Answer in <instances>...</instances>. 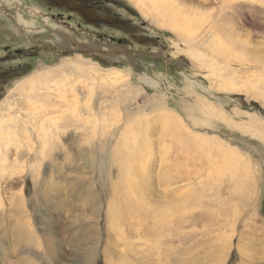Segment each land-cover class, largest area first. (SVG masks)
<instances>
[{"label":"rangeland","instance_id":"rangeland-1","mask_svg":"<svg viewBox=\"0 0 264 264\" xmlns=\"http://www.w3.org/2000/svg\"><path fill=\"white\" fill-rule=\"evenodd\" d=\"M233 1L206 40L216 9L203 0H176L187 25L174 30L131 0H0V25L45 30L43 59L7 77L0 103L33 71L60 67L77 95L48 130L35 101L23 135L0 122V264H264V1ZM59 31L130 57L68 47ZM64 62L127 83L108 95Z\"/></svg>","mask_w":264,"mask_h":264},{"label":"bare ground","instance_id":"bare-ground-1","mask_svg":"<svg viewBox=\"0 0 264 264\" xmlns=\"http://www.w3.org/2000/svg\"><path fill=\"white\" fill-rule=\"evenodd\" d=\"M131 1L135 6H137L140 9L143 15L150 18L154 22V24H156L159 27H164L170 30H174V26H181V25L186 26L187 25V21H185L181 15V12L184 13L183 9H181V7L179 8V6L175 4L176 0H131ZM232 1L233 0H203V2L205 3L213 4L215 6L216 12L213 14L211 20L204 23L203 31L205 32L203 36H200V38L206 37V40H209L211 39V37H214V38L215 36L217 37V33H218L217 31H219L217 29L221 27L220 25L221 21L219 18L222 17L221 15L224 11L225 12L226 10L229 11V9L231 11L230 3ZM244 1H253V2L261 3L264 0H244ZM214 30H217V31L215 32ZM97 44L100 47L102 45L101 43H98V42ZM184 51L185 50L182 49V50H179L178 52L183 53ZM226 59H231V58H226ZM61 66H64V68L70 66L72 67V71L78 72L80 70V72L82 73L89 74L88 80L92 82L91 83L92 85L95 84L93 83L94 81H101L99 85H104L105 83H109L110 85L109 88L111 91L106 92L108 95L109 93L111 95H115L117 92H121L123 85H126L127 83L126 77H128V75L125 74L126 76L125 75L120 76L122 75L121 74L122 72H120V70L119 71L114 70V69L106 70L98 66L97 68L90 71V69H88L81 62H79L78 64L64 62L63 64H61ZM197 67L198 68H196L195 70L200 75L205 76V70H203L200 66H197ZM60 70H61V67L58 68L57 70L46 69V70H42L41 72L33 71L25 80L19 82L15 86V88L10 92L9 96L6 97V99L0 103V115H1L0 122L1 121L4 122L6 127L16 130L17 134L21 136L23 135V133L17 130L16 128L17 124H21L23 127L22 130L25 132L27 130L26 123L27 122L30 123L29 121L32 120V117L29 115V112L31 111L32 108L27 104L29 102L35 101L36 103H38V108H43V110L40 111V114H36L33 112L31 113L35 115L34 119L36 120L39 119V122L40 123L44 122L45 125L51 122L54 116L53 114L58 115L63 112L68 113V109L72 106L75 98H77V95L73 93L74 91L72 92V94L68 96H67V93L68 92L71 93L72 91L71 89L75 88L76 86L71 87V88L68 87V85L64 83L67 80V78L66 76H64V74L60 72ZM112 74L115 76H111ZM113 80H115V82ZM75 81L73 80V82ZM102 81H105V83H102ZM59 83H62V84L64 83L62 87L63 89L60 90L62 91L61 93L57 92L59 90H56L58 88L55 87ZM77 83L79 82H76V85ZM88 87L89 85H85L84 87L82 85L79 86V92L89 93V90L87 91ZM101 93L104 94V92H101ZM99 107L100 105H97V108ZM64 108L65 110H63ZM70 120H71L70 116H67V119L64 122L66 125L65 128H68L71 125ZM52 126L46 125L45 129L48 130L49 127H52ZM30 132L32 133L33 131H30ZM2 138H0V168L5 169L7 168V165H6L7 151L6 149L5 150L3 149V147L5 148V145H4L5 141H4V138L3 139ZM120 192L121 191H119V193Z\"/></svg>","mask_w":264,"mask_h":264},{"label":"flooded vegetation","instance_id":"flooded-vegetation-1","mask_svg":"<svg viewBox=\"0 0 264 264\" xmlns=\"http://www.w3.org/2000/svg\"><path fill=\"white\" fill-rule=\"evenodd\" d=\"M51 3L53 5H56L57 0H51ZM47 15L49 16V20L56 24H69L71 22L70 18H68V20H64L65 17L62 16V13H49ZM84 17L88 22H93L100 25H102L101 22L105 20L103 17H101V15H87ZM36 24L32 26L24 25V27L19 26L18 31L15 32L12 30V28L7 29V26L0 25V86H3L5 82H7V77H10L11 74L15 72L20 73L21 71L26 70L29 66H32L34 61L31 60L43 59L45 40V30L43 29L44 23L36 22ZM17 26L18 25H16V27ZM78 31L81 32L80 29H78ZM83 34L86 33H82V35ZM89 36L94 35L89 34ZM23 38L28 42V46L26 42H22ZM104 42H101V44H103ZM19 59H27L29 61H23V64L19 63L16 67H7L8 62H15Z\"/></svg>","mask_w":264,"mask_h":264},{"label":"water","instance_id":"water-1","mask_svg":"<svg viewBox=\"0 0 264 264\" xmlns=\"http://www.w3.org/2000/svg\"><path fill=\"white\" fill-rule=\"evenodd\" d=\"M57 35L61 37V42L65 43L68 47H70V46L78 47V48L81 47L82 51H93L96 54H100L102 56H105V58L107 57L108 59H112V60H115V59L118 60V58L122 59V58L130 57V54L127 51H125V49L122 52L105 50V49H103V47L98 46L97 43L95 44L94 42H96V41H87L84 44L79 45L78 43L75 42L74 39H71V38L65 36V33H62L61 31H59L57 33ZM102 41H104V40H102ZM112 46H114V45H112ZM115 47H117V46H115ZM117 48H122V46H118ZM126 56H128V57H126ZM147 57L153 59L156 56L151 54Z\"/></svg>","mask_w":264,"mask_h":264},{"label":"trees","instance_id":"trees-1","mask_svg":"<svg viewBox=\"0 0 264 264\" xmlns=\"http://www.w3.org/2000/svg\"><path fill=\"white\" fill-rule=\"evenodd\" d=\"M88 4V3H87ZM89 5L91 6L92 5V2L91 1H89Z\"/></svg>","mask_w":264,"mask_h":264}]
</instances>
